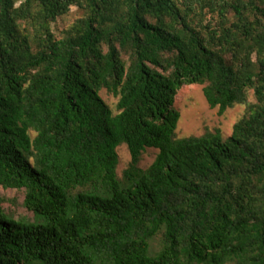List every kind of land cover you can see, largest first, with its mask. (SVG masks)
Masks as SVG:
<instances>
[{
  "label": "trees",
  "instance_id": "trees-1",
  "mask_svg": "<svg viewBox=\"0 0 264 264\" xmlns=\"http://www.w3.org/2000/svg\"><path fill=\"white\" fill-rule=\"evenodd\" d=\"M189 85L228 138L177 137ZM0 264H264V0H0Z\"/></svg>",
  "mask_w": 264,
  "mask_h": 264
},
{
  "label": "rangeland",
  "instance_id": "rangeland-1",
  "mask_svg": "<svg viewBox=\"0 0 264 264\" xmlns=\"http://www.w3.org/2000/svg\"><path fill=\"white\" fill-rule=\"evenodd\" d=\"M81 10L77 7H72L70 12L57 20L52 25L53 32L57 33V30L65 29L71 25L76 19L81 17ZM203 86L189 85L182 86L175 96L174 106L180 113V119L177 127L178 138L197 137L203 135L207 131H213L219 129L223 139L228 138L232 133L233 125L243 117L246 111V106L237 105L231 109H228L224 114L219 115L218 109H211L203 94ZM101 99L110 106V108L116 112L117 98L112 96L105 90H101L99 93ZM249 103L254 102L252 93L249 94ZM118 154V167L117 176L123 177V172L127 169L130 162V155L126 145H121L117 148ZM157 151L154 149H147L141 157L139 167L145 169L154 160ZM5 193V192H4ZM4 199L7 203L9 211L17 215H24L22 204V192H6ZM159 248L158 239L151 243L150 251L156 252Z\"/></svg>",
  "mask_w": 264,
  "mask_h": 264
}]
</instances>
